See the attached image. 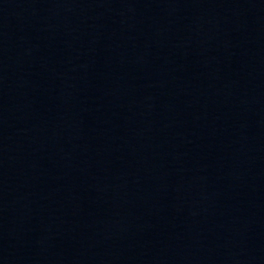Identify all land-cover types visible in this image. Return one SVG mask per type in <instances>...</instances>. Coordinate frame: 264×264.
I'll return each mask as SVG.
<instances>
[{"label": "water", "instance_id": "1", "mask_svg": "<svg viewBox=\"0 0 264 264\" xmlns=\"http://www.w3.org/2000/svg\"><path fill=\"white\" fill-rule=\"evenodd\" d=\"M33 0H0V97Z\"/></svg>", "mask_w": 264, "mask_h": 264}]
</instances>
